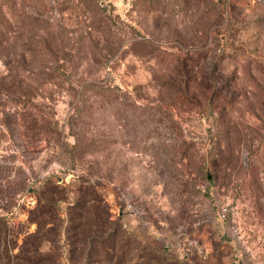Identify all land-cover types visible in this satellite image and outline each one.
Returning a JSON list of instances; mask_svg holds the SVG:
<instances>
[{
    "label": "rangeland",
    "instance_id": "374dc122",
    "mask_svg": "<svg viewBox=\"0 0 264 264\" xmlns=\"http://www.w3.org/2000/svg\"><path fill=\"white\" fill-rule=\"evenodd\" d=\"M0 264H264V0H0Z\"/></svg>",
    "mask_w": 264,
    "mask_h": 264
},
{
    "label": "trees",
    "instance_id": "16d2710c",
    "mask_svg": "<svg viewBox=\"0 0 264 264\" xmlns=\"http://www.w3.org/2000/svg\"><path fill=\"white\" fill-rule=\"evenodd\" d=\"M24 1L29 2V3H32V2L35 1V0H24ZM1 35L3 36L2 33H1ZM64 60H65V58H64Z\"/></svg>",
    "mask_w": 264,
    "mask_h": 264
}]
</instances>
